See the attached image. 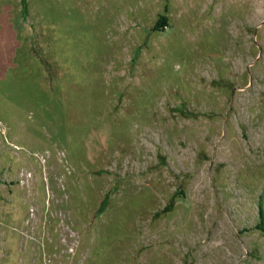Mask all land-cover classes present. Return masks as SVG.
Here are the masks:
<instances>
[{"label":"rangeland","instance_id":"obj_1","mask_svg":"<svg viewBox=\"0 0 264 264\" xmlns=\"http://www.w3.org/2000/svg\"><path fill=\"white\" fill-rule=\"evenodd\" d=\"M0 26V264H264V0H0Z\"/></svg>","mask_w":264,"mask_h":264},{"label":"crops","instance_id":"obj_2","mask_svg":"<svg viewBox=\"0 0 264 264\" xmlns=\"http://www.w3.org/2000/svg\"><path fill=\"white\" fill-rule=\"evenodd\" d=\"M14 40L15 32L13 26H0V43L8 47Z\"/></svg>","mask_w":264,"mask_h":264}]
</instances>
